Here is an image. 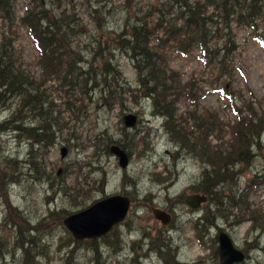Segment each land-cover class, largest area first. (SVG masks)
<instances>
[{
	"label": "rangeland",
	"instance_id": "rangeland-1",
	"mask_svg": "<svg viewBox=\"0 0 264 264\" xmlns=\"http://www.w3.org/2000/svg\"><path fill=\"white\" fill-rule=\"evenodd\" d=\"M157 1L74 0L76 9L69 8L88 25L89 33L80 39L90 52L98 45V38L107 41L110 32L138 21L148 4ZM26 3L13 1L16 20L24 15ZM18 31L25 68L39 78L42 71L32 35L26 27ZM246 47L244 61L237 60L232 86L241 89L245 97L256 95L264 101V48L258 40ZM114 61L123 71L121 80L140 88L133 61L120 52L115 53ZM170 64L188 75L201 69L195 60L175 58ZM53 97L58 108L62 98L57 94ZM95 98L85 101L88 110L79 119L71 120L70 112L58 108L70 123L54 144L36 146L23 130L0 128V264H25L26 253L32 256L27 264H221V230L246 253V260L236 264H264V135L253 141L251 154L244 155L248 158L232 162L231 172L223 170L225 179L218 181L215 196L208 195L200 208L193 209L187 196L204 194L208 176L213 183L217 180L209 152L203 156L198 147L194 150L193 143L186 144L171 134L167 116L157 112L152 99L130 100L124 109L109 111L97 108ZM18 102L14 97L0 105V125L13 115L22 126L39 122V117L30 120L32 114L27 109L16 116ZM229 104L216 92L202 99L198 111L218 115L221 128L229 131L237 122V113ZM186 111L182 103L179 114L186 116ZM128 113L138 116L133 128L125 124ZM186 127L188 133L196 131L191 124ZM134 141L138 148L132 146ZM113 144L127 152L130 159L126 168L111 152ZM64 146L68 153L62 157ZM226 147L231 149L229 143ZM118 194L129 197L131 207L125 220L109 234L76 239L65 226L67 216ZM242 194V202L233 205L231 199ZM154 209L168 214L169 222L157 218ZM253 210L257 216L252 215ZM258 215L263 216L258 219ZM19 240L31 248L17 245Z\"/></svg>",
	"mask_w": 264,
	"mask_h": 264
},
{
	"label": "trees",
	"instance_id": "trees-1",
	"mask_svg": "<svg viewBox=\"0 0 264 264\" xmlns=\"http://www.w3.org/2000/svg\"><path fill=\"white\" fill-rule=\"evenodd\" d=\"M13 1L0 0V105L15 97L19 100L16 116L27 109L32 114L30 120L39 117V122L22 126L19 117L13 115L5 119L1 129L23 130L36 146L54 144L70 123H66L62 111L70 112L74 120L88 110L85 101L92 102L95 96L96 107L109 111L124 109L126 102L146 97L152 99L159 114L167 116L171 134L186 144L193 143L194 150L198 147L203 156L209 152L217 179L213 183L208 176L209 183L204 182V193L210 196L216 194L218 181L225 179L223 170L231 172L234 166L230 164L249 156L253 141L264 134V101L256 95L245 97L241 89L232 86L237 60L246 58V45L258 40L264 48V0L152 2L138 21L110 32L112 36L107 41L98 38V45L90 52L82 47L80 39L89 33L88 25L69 8L76 9L74 0H27L19 21ZM20 27H26L32 35L42 71L39 78L25 68L23 48L18 43ZM117 52L133 61L140 88L121 80L123 71L114 63ZM175 58L195 60L201 69L183 74L172 68L170 61ZM216 92L237 113V122L229 131L221 128L218 115L198 111L202 99ZM54 94L62 98L58 105L62 111L54 104ZM182 103L187 106L186 116L179 114ZM187 124L196 131L188 133ZM228 136L231 138L225 140ZM93 139L97 146V136ZM132 146L138 148L139 143L134 141ZM242 197L244 194L234 196L232 204L241 203ZM252 215L257 216L255 210ZM262 216L258 215V219ZM17 245H24L25 250L31 248H25L21 240ZM26 256L25 264L32 257Z\"/></svg>",
	"mask_w": 264,
	"mask_h": 264
},
{
	"label": "water",
	"instance_id": "water-1",
	"mask_svg": "<svg viewBox=\"0 0 264 264\" xmlns=\"http://www.w3.org/2000/svg\"><path fill=\"white\" fill-rule=\"evenodd\" d=\"M137 122L138 117L136 114L128 113L125 116V124L127 127H134ZM111 151L119 157L120 165L123 168L129 165V156L119 145H113ZM61 153L62 157H65L68 153V148L65 146L62 147ZM60 173L61 171L58 172V174ZM186 200L190 207L196 209L203 202H206L208 197L196 193L189 195ZM129 209V197L112 195L95 202L87 209L71 214L64 222L77 239L98 238L108 234L114 226L123 222ZM154 213L163 223L169 222L170 216L164 211L154 209ZM219 240L222 264H234L244 261L245 253L234 245L231 237L225 231L220 232Z\"/></svg>",
	"mask_w": 264,
	"mask_h": 264
},
{
	"label": "bare ground",
	"instance_id": "bare-ground-1",
	"mask_svg": "<svg viewBox=\"0 0 264 264\" xmlns=\"http://www.w3.org/2000/svg\"><path fill=\"white\" fill-rule=\"evenodd\" d=\"M260 139H261V138H260ZM202 195H206V194H202ZM206 196H207V195H206ZM213 196H215V195H213ZM207 197L209 198V196H207ZM69 216H70V215H69ZM67 217H68V216H67ZM67 217H66V218H67ZM66 218H65V219H66ZM65 219H64V221H65ZM64 224H65V222H64ZM65 226H66V225H65ZM66 227H67V226H66ZM67 228H68V227H67ZM68 229H69V228H68ZM69 230H70V229H69ZM70 231H71V230H70Z\"/></svg>",
	"mask_w": 264,
	"mask_h": 264
},
{
	"label": "flooded vegetation",
	"instance_id": "flooded-vegetation-1",
	"mask_svg": "<svg viewBox=\"0 0 264 264\" xmlns=\"http://www.w3.org/2000/svg\"><path fill=\"white\" fill-rule=\"evenodd\" d=\"M191 195H193V194H191ZM189 196V195H188ZM202 205H200L198 208H200ZM220 233V232H219Z\"/></svg>",
	"mask_w": 264,
	"mask_h": 264
}]
</instances>
